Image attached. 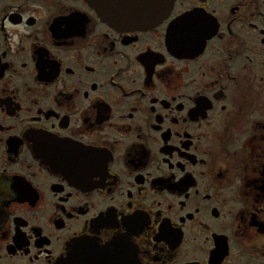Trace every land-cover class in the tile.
<instances>
[{
	"label": "flooded vegetation",
	"instance_id": "af4514ba",
	"mask_svg": "<svg viewBox=\"0 0 264 264\" xmlns=\"http://www.w3.org/2000/svg\"><path fill=\"white\" fill-rule=\"evenodd\" d=\"M135 2L0 0V264H264V0Z\"/></svg>",
	"mask_w": 264,
	"mask_h": 264
},
{
	"label": "water",
	"instance_id": "95a60500",
	"mask_svg": "<svg viewBox=\"0 0 264 264\" xmlns=\"http://www.w3.org/2000/svg\"><path fill=\"white\" fill-rule=\"evenodd\" d=\"M174 0H136L134 3V15H130L129 19L108 21L109 24L114 26H127L133 29H148L158 25L170 11ZM92 5L100 14L101 0H91ZM122 8V6H118ZM106 12H101L103 18L107 17ZM114 18V16H109ZM108 19V18H107Z\"/></svg>",
	"mask_w": 264,
	"mask_h": 264
}]
</instances>
